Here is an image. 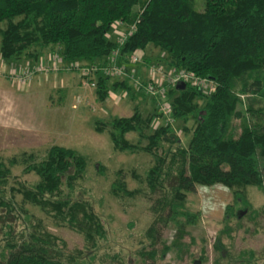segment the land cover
Segmentation results:
<instances>
[{
	"label": "trees",
	"instance_id": "trees-1",
	"mask_svg": "<svg viewBox=\"0 0 264 264\" xmlns=\"http://www.w3.org/2000/svg\"><path fill=\"white\" fill-rule=\"evenodd\" d=\"M196 3L197 0H0V54L4 60H37L45 49L60 47L62 63L58 72L70 73L77 72L68 70L75 63L89 68L106 67L110 56L119 52L116 64L123 66L129 77L106 76L100 70L85 77L96 83L99 102H106L112 91L124 90L132 98L135 91L145 93L143 88L136 90L132 79L146 85L152 63L148 57L134 63L131 57L150 45L166 56L169 67L165 69L185 70L214 82L211 92L190 83L169 88L173 121H164L146 137L149 144L144 150L155 160L147 173V184L160 195L152 209L159 216L146 232L152 246L162 243L158 225L168 227L173 223L181 236L187 225L196 223L200 213L188 208L187 195L196 193L197 186L222 184L233 192L234 202L240 203L247 200L248 187L264 189V111L258 107L264 100V0H205L203 11L196 9ZM116 23L126 26V35L134 28L122 45L119 40L107 38ZM142 66L145 75L139 72ZM114 78L119 80L113 82ZM198 101H203V106ZM160 117V113L147 118L135 113L110 123L96 120L95 131L104 133L111 126L115 148L135 152L140 147L128 141L126 135L135 132L145 137L155 118ZM191 120L196 124L192 131L187 127ZM178 122L184 124L186 133H191L185 147L174 131ZM22 157L24 171L40 178L34 187L22 186L19 190L25 201L51 207L50 214L66 220L96 249L98 241L106 236L103 227L85 211L83 215L91 225L83 228L78 215L85 205L72 197L76 182L88 167L85 156L75 149L52 146L39 161L34 154ZM16 159L11 164L15 165ZM11 174L0 159V222L5 224L7 236L0 264H94L98 258L95 254L65 255L56 245L57 239L49 235H27L24 228L20 236L15 235L10 217L20 220L19 216H24L25 222L30 218L17 206L9 189ZM113 189L133 194L121 180ZM231 207L226 210L225 221H229ZM249 208L241 209L242 213L248 214ZM232 230L227 223L217 239L215 250L222 259L230 257L223 236L230 237ZM162 246L163 258L175 244ZM201 252L199 263L208 260L205 249ZM142 256L153 264L158 261L154 250ZM253 256L252 251H241L238 264H252Z\"/></svg>",
	"mask_w": 264,
	"mask_h": 264
},
{
	"label": "rangeland",
	"instance_id": "rangeland-1",
	"mask_svg": "<svg viewBox=\"0 0 264 264\" xmlns=\"http://www.w3.org/2000/svg\"><path fill=\"white\" fill-rule=\"evenodd\" d=\"M204 7L205 0H197L196 9L203 11ZM116 25L118 24L116 23L107 35L109 40L118 41L120 38ZM2 27L5 28L6 24ZM126 30L123 28L121 31L125 36ZM50 48L53 47L48 49ZM57 50L50 57V65L42 59L35 69L41 66L53 67L61 49ZM135 56L140 60L148 57L152 66L169 67L165 63L166 56L152 45L148 46L145 51H137ZM15 69L23 71L24 68ZM58 71L50 73L55 74ZM70 73H77L76 76L80 81V89H77L74 95L77 107L75 114H72V109L55 112L37 108L35 113L28 111L27 115L32 121L38 123L40 130H43V127L50 130L48 133L35 132L34 129L25 132L0 129V159L6 162L12 173L9 189L14 195L17 206L27 211L30 218V221L25 222L24 216L20 215V220L10 217L9 223L12 227H16L14 231L17 237L24 230L27 235L30 233L49 235L57 239L56 245H59L65 255H75L79 252L87 253L89 256L95 254L98 258L94 264H153L142 256L153 250L157 252L158 261L155 264H238L240 263L238 256L244 250L254 253L252 264H264V189L252 186L245 190L247 200H244V203L234 202V195L230 189L229 198L232 196L233 199L223 200L218 198L220 193L212 189L213 186L198 187L196 193L187 195L188 208L193 213H200L196 223L187 225L185 233L181 236L173 223H170L168 227L158 225L162 232L163 244L157 243L152 246V239L147 237L146 232L154 226L159 216L152 209L160 195L152 192L147 184V173L154 166L155 160L152 154L144 149L149 144L147 135L163 125L164 120L162 117L155 118L153 127L147 129L145 137L135 132L127 134L126 139L140 148L135 152H122L112 143L111 126H108L104 133H97L95 121L110 123L115 118H130L135 113H140L144 118L154 117L159 110L153 98L142 91H135L132 98L124 90H118L112 91L107 101L102 103L97 100L96 88L84 86L78 72ZM48 74L45 73V75ZM35 77L30 80L31 83ZM67 80H65L66 84H73L77 87L78 81L69 82ZM116 80L119 79L114 78L113 82ZM83 82L86 80L84 79ZM63 90L65 89H60L53 94L50 102L53 108L63 106L70 96ZM198 103L200 106L204 104L203 101H198ZM258 107L264 111V100H260ZM49 111L52 115H57L52 125ZM262 123L264 124V118H262ZM195 126L193 120L187 124L190 131ZM183 127L182 122L174 124V131L179 138L180 145L185 147L188 145L191 133H186ZM52 146L75 149L88 161L86 173L76 182L72 197L86 207H80L82 213L78 215V222L83 228L87 229L91 225V222H88L83 215L85 211L93 217V221L97 220L103 227L106 236L98 241L96 249L92 241L88 242L85 235L72 229L66 220L50 214L53 212L51 207L43 208L26 202L24 195L19 192L22 186L31 188L40 181L35 173L24 171L26 164L21 163L22 156L34 154L36 160L39 161ZM13 159L17 161L15 165L11 164ZM263 162L264 160L262 164ZM120 180L126 184L128 193H133L132 195L114 191L113 187ZM248 205L250 206L248 214L242 213L241 209H245ZM229 206H232L229 211V221H225V213ZM227 223L233 230L230 237L223 236V242L229 248L230 257L222 259L215 250V245L221 235L220 232ZM4 225L0 222V253L2 247L6 245L7 236L3 230ZM91 227L94 228V225L92 224ZM173 244L175 246H172ZM162 245L172 246L171 251L163 255V258L161 257ZM202 249H205V256L208 260L199 263Z\"/></svg>",
	"mask_w": 264,
	"mask_h": 264
},
{
	"label": "crops",
	"instance_id": "crops-1",
	"mask_svg": "<svg viewBox=\"0 0 264 264\" xmlns=\"http://www.w3.org/2000/svg\"><path fill=\"white\" fill-rule=\"evenodd\" d=\"M121 31L122 30H117V33L120 34ZM59 48L60 47L45 49L37 60L22 58L20 60L8 61L2 59L0 54V129L13 131L21 130L23 132L34 129L35 132L48 133L50 130L44 127L43 130H40L38 123L32 121L28 117V111L35 113L37 108L42 110H54L55 112H60L62 109L67 111L72 109V114H75L77 107L75 106L74 95L76 90L80 89V81L76 74L66 71H60L55 74L50 73L48 75L43 74L36 76L30 84L18 83L9 76V73L15 68H35L42 59L47 61V65H50L49 61L50 57H52L51 55L57 52ZM63 66L66 65L63 63ZM139 72L145 75V67L142 66ZM66 79H68L67 81L69 82L78 81L77 87L73 84H66ZM81 88L83 87L81 86ZM60 89H65L63 90L65 94L69 93L70 96H68L66 102H64L65 99L63 100V106L53 108L52 105H50L51 99L53 98V94ZM51 111H49V113ZM50 114L52 125L57 115ZM198 187L202 186H197V191ZM212 189L220 193L218 195L219 199H233L232 196L229 198V194H231L229 188L222 184L214 185Z\"/></svg>",
	"mask_w": 264,
	"mask_h": 264
},
{
	"label": "built area",
	"instance_id": "built-area-1",
	"mask_svg": "<svg viewBox=\"0 0 264 264\" xmlns=\"http://www.w3.org/2000/svg\"><path fill=\"white\" fill-rule=\"evenodd\" d=\"M116 25L117 30L120 31L125 28L124 24L117 23ZM124 26V27H122ZM134 28H130L128 34L125 36L123 33H120L119 38V44H123L125 39L129 34L132 33ZM119 34V33H118ZM119 56V52L115 51L110 56V64L103 68H95L88 66H83L81 64L75 63L69 67L68 70H76L81 78H83V81L85 77H90L94 72L100 70L101 73H103L106 76L111 77H119V78H127L129 77V74L127 73L126 69L123 66H119L116 64V60ZM57 62L52 65L53 67H38L33 69H23V71L19 69H13L9 76L14 81H19L22 84L30 82V80L39 74H45L50 72H55L60 69L61 66V59L59 56H57ZM139 60V58L135 55H132L131 62L136 63ZM90 79V78H89ZM86 82H83V85L86 87H92L96 88L95 82H90L88 79H85ZM134 87L136 90H140L141 88L144 89L145 93L152 97L156 101L157 109L159 110V113L162 114V118L166 123H171L173 121L172 118V112H171V106L168 101V89L171 87H176L177 85H180L181 83H190L193 86L201 87L207 92H211L214 90L215 85L214 82H211L207 79H202L200 77H196L192 75L190 72L185 70H168L165 69L162 66H153L150 69L149 72V81L146 85H143L142 81H139L138 79H133Z\"/></svg>",
	"mask_w": 264,
	"mask_h": 264
},
{
	"label": "water",
	"instance_id": "water-1",
	"mask_svg": "<svg viewBox=\"0 0 264 264\" xmlns=\"http://www.w3.org/2000/svg\"><path fill=\"white\" fill-rule=\"evenodd\" d=\"M183 87H185V84L182 85ZM180 87V86H179Z\"/></svg>",
	"mask_w": 264,
	"mask_h": 264
}]
</instances>
